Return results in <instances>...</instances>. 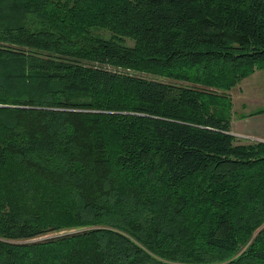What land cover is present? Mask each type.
I'll return each instance as SVG.
<instances>
[{
  "label": "trees",
  "instance_id": "obj_1",
  "mask_svg": "<svg viewBox=\"0 0 264 264\" xmlns=\"http://www.w3.org/2000/svg\"><path fill=\"white\" fill-rule=\"evenodd\" d=\"M259 69L264 0H0V264H264Z\"/></svg>",
  "mask_w": 264,
  "mask_h": 264
},
{
  "label": "crops",
  "instance_id": "obj_2",
  "mask_svg": "<svg viewBox=\"0 0 264 264\" xmlns=\"http://www.w3.org/2000/svg\"><path fill=\"white\" fill-rule=\"evenodd\" d=\"M236 88L240 89L231 97L230 133L264 142V69L245 77Z\"/></svg>",
  "mask_w": 264,
  "mask_h": 264
},
{
  "label": "rangeland",
  "instance_id": "obj_3",
  "mask_svg": "<svg viewBox=\"0 0 264 264\" xmlns=\"http://www.w3.org/2000/svg\"><path fill=\"white\" fill-rule=\"evenodd\" d=\"M130 43V42H129ZM115 70H118V69H115ZM249 76V75H248ZM239 85V84H238ZM237 85V86H238ZM237 86H235V87H233L229 92H228V95L230 96V97H232L233 99H234V94L235 93H237L238 94V92H239V89L240 88H236ZM242 88H243V86H242ZM231 99V98H230ZM232 100V99H231ZM223 101H224V112L226 113V115L229 113V112H232V105L230 106L229 105V101H228V99H227V97H225V98H223ZM249 140V139H248ZM46 237V236H45Z\"/></svg>",
  "mask_w": 264,
  "mask_h": 264
}]
</instances>
